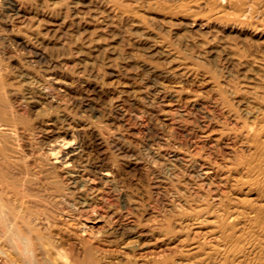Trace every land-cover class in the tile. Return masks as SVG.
Returning <instances> with one entry per match:
<instances>
[{"label": "rangeland", "instance_id": "1", "mask_svg": "<svg viewBox=\"0 0 264 264\" xmlns=\"http://www.w3.org/2000/svg\"><path fill=\"white\" fill-rule=\"evenodd\" d=\"M92 1L93 0H0V90H3V87H5V90H3L4 92L7 90L5 92L6 95L1 93L3 91L0 92V101L3 102H0V110H5L6 112L9 110L7 114L4 112L0 114V123L3 121L6 126H12H7L10 130L0 134V140L2 141V144L0 141L2 145H0V157L2 158L0 159H5L3 160L5 163L0 160V164L3 166H0V169H5L8 174H12L14 171L12 177L16 182L24 183L32 192L35 190L37 191V193L36 191L33 192L36 198L35 204H37L36 207L35 204L33 207L38 208V213L41 212L35 215L38 217V219L37 217L35 218V226L38 224L40 227L37 225L36 229L38 228V230L35 229L37 232L35 231V234H32L30 246L33 248L38 259L45 261V264L51 263V260H48L49 262L45 260L49 258V255L51 259V254L55 257H53L54 259L52 258V261L54 260L56 262H52L53 264H74V262L75 264H81L84 256L87 257L82 261V263L85 262L84 264H91L92 262V264H124L126 262H129L126 264H132L133 261L137 264H141L150 262L152 259H159L163 255L170 254L174 250H177L179 247L177 244L186 236H194L195 238V236L199 237L204 235L202 230L205 228H202L193 221L194 209L192 206L205 202V198H201L203 193L207 196V199H210L208 200L209 204L213 205L212 202L214 199L211 198V196L214 195V191L212 190V185L214 182H219V180L217 181L216 179H220L219 177L222 176L223 172L229 168L228 163L230 162L228 161H231L232 156L241 150L240 140L239 137H237L238 134L234 132L233 135V131H237V126H239L238 123H240V121L251 119L246 109L252 107L256 103L257 95L264 90V72H261L264 71V41L258 38L256 42L257 37L253 34V31L250 30L251 26L249 25L251 23H260L259 17L255 16L256 13L253 14L254 16L252 15L253 18L250 17V19H248V22L250 20L251 23L247 22L246 25H242L233 22L228 14H226L227 16L225 14L218 15V9L216 10L212 7V12L209 6L210 4L203 3V0H190L192 3L189 0H184L183 2L181 0H176L177 2L175 0ZM180 2L184 4L181 6ZM185 4H187V6ZM178 5H180V7H178ZM194 6L198 8L196 9ZM199 8L200 10H198ZM99 9L104 12H101ZM163 9H166L167 12ZM193 10L196 12H193ZM197 10L199 12L202 11V13H198ZM203 10L204 12H210H205V14ZM133 11L137 12V16L133 14ZM188 12L190 13L188 14ZM163 13L164 15H162ZM193 13H195V16H193ZM210 13L212 15H210ZM138 14H140L141 20ZM171 15H175V17ZM168 16L170 19L172 18L171 21ZM178 17L180 21L182 20L181 23L178 21ZM206 17L209 20H207ZM225 17L229 18L225 20ZM149 18L152 19L150 20ZM157 20L161 23H157ZM198 20L201 21L202 24H200ZM237 31L240 32L238 33ZM178 32L181 33L177 35ZM247 34L249 35L248 39ZM209 35L213 36L210 37ZM239 35L241 38L238 37ZM220 36H222L225 41L222 37V39H219ZM240 39L243 42L240 41ZM248 40L250 42H248ZM199 41H201V45L198 43ZM233 41H235L240 48L237 47V44ZM218 42L221 44H218ZM204 43H206V45H204ZM223 43L226 44L223 45ZM189 44L191 46H188ZM243 45H245V47L247 46L248 52L244 50L245 47ZM163 46H165V48ZM211 46L212 49H210ZM217 47H220V52ZM225 47L231 50L225 49ZM207 48L208 50H206ZM213 48L218 49V51H214ZM39 51L45 53H42L44 55L40 58L37 56V52ZM216 54H218L219 57H216ZM213 55L215 56L212 57ZM236 55H239L241 58L239 56L236 57ZM239 58L240 61L238 60ZM42 59L44 60L42 61ZM46 59L50 61H48V67ZM216 59L218 61H216ZM258 60L263 61V63ZM55 64H57V66ZM244 64H246V66ZM154 65H156V68ZM51 66L52 68L50 69ZM146 66L153 67L154 70L150 71ZM200 66H202L203 69ZM142 67L145 68L143 69ZM255 70L257 71L255 72ZM54 71L56 72L54 73ZM169 71L171 73L175 71V73H167ZM165 72L167 74H165ZM48 73L65 81L67 83L66 86L58 87L53 84L51 85L48 82ZM153 73L155 74L154 76ZM31 75H33V77ZM251 75L254 80L256 78L255 81L252 78L248 79V76L251 77ZM261 75L263 78L260 77ZM31 80L34 83L31 82ZM45 82L48 84H45ZM223 82L225 84H223ZM244 82L248 84H244ZM39 84L41 87L37 88ZM34 85H36L35 88ZM253 85L255 87H253ZM46 87L48 89H46ZM253 88L256 89L252 90ZM250 90L251 93H249ZM15 91L17 93H14ZM48 91H50V93ZM45 92L49 93V96ZM19 95H21V102ZM226 95L230 98L226 97ZM231 95H233V97ZM27 96L30 97L28 98ZM189 96L194 97L190 98ZM147 97L149 101L150 99L153 100L150 102L152 104L154 103L155 107H158L154 108V104L148 103L149 101L146 100ZM242 98H246L245 101ZM167 100L169 104L165 103ZM194 101L198 104H192ZM4 102L6 104H4ZM114 102H117L116 107L121 106L120 108L122 109L116 108ZM201 102L202 104H200ZM211 102L214 105L211 104ZM246 102L248 103L245 105ZM24 103L26 105H24ZM199 104L205 106L201 107ZM234 104H236V106ZM181 105H183V107ZM196 105L203 109H198ZM10 106L13 108L8 109ZM27 106L28 108H26ZM179 106L180 109H178ZM207 106L210 107L209 111L206 109ZM195 107H197V109ZM243 107L246 109L244 110ZM241 108L243 110H241ZM161 109H163V111ZM169 109L172 113H169ZM159 110L161 111L159 112ZM173 110L175 111L173 112ZM183 110H186V113H184ZM189 110L192 111L190 112ZM180 112L183 113L181 114ZM192 113H194V115ZM206 113L210 114L208 115ZM8 114L11 116H8ZM165 115L167 116L165 117ZM178 117H180V120ZM182 123H185L184 125L186 126L184 127ZM180 124L182 127H178ZM13 127L17 129L14 130ZM212 127L215 131H212ZM77 128H81L84 133L77 130ZM219 130L222 132H219ZM9 131L12 133L10 134ZM200 133H202V135ZM12 134L16 135L13 136ZM209 134H211V136H208ZM214 134H216V138L220 137V139H215V136L213 137ZM225 136L227 138H224ZM60 137L65 140L68 139L70 142L75 140V142L80 144L81 149L83 148L82 152L85 159L89 155L87 158L88 160H84V163L86 162L84 165L76 166L79 168L81 167L76 173L79 175L81 174V177L86 175L84 178H87L85 179L86 187L83 188L85 191L83 196L86 199L89 198L87 200L89 205L84 206L85 209L79 204L82 196L80 197L78 193L76 194L75 192L72 194L70 193L71 191L68 192L66 186L68 183L66 182H68L69 176L65 170L60 168V166L58 167L56 163L51 165L47 163V156L45 154H49V146L51 147L52 145L55 147L56 140L57 138L58 140L61 139ZM49 140H51V142L53 141V143H49ZM4 144L6 147L9 145L8 147L10 148H5ZM232 145H234L236 149L234 146L232 147ZM229 150H231V152H229ZM177 156L183 161H180V158ZM94 164L105 169L107 168L110 171V178L112 180H107L110 184L102 178V174L100 175ZM204 164L208 166L206 167ZM223 168L224 170L220 172L219 169ZM201 169L204 171L208 169V171L204 173L205 176H203V179L198 175ZM75 171L72 172L74 173ZM37 173L38 175H35ZM14 174L17 177H15ZM197 175L199 178L196 177ZM19 177H26V179H21ZM87 180L91 181L87 182ZM210 181H212V184ZM103 182L106 185L103 184ZM209 183L210 186H207ZM200 185L202 188L199 187ZM92 187L94 188L91 189ZM45 188L46 190H42ZM89 189L91 190L89 191ZM183 192L185 193L183 194ZM197 192L199 194H197ZM9 193V191H6L5 196H8ZM193 193L197 197L193 198ZM8 197L14 199L12 193H10ZM195 198H199V200ZM77 200L79 201L77 202ZM14 201H16L15 204H20L16 198L11 201V203L13 204ZM40 201L43 205L39 203ZM18 204L16 206L20 207ZM58 204H60L59 207H57ZM44 211L46 212L44 213ZM79 211L80 213L78 214L80 217L77 214ZM87 215L89 216L87 217ZM39 217L42 218V220ZM43 218L46 219L47 222ZM195 224L197 226H195ZM41 226L45 229H41ZM183 235L184 237H182ZM33 238H35V240H33ZM35 242L36 246L34 245ZM12 244V248L9 247L11 248L9 250L15 249L14 241ZM173 244H175V247ZM35 248H38L40 253H37L38 249ZM88 251L91 252H89V256H87ZM49 252L51 253L49 254ZM39 255L41 257H39ZM89 257L90 262H87Z\"/></svg>", "mask_w": 264, "mask_h": 264}, {"label": "bare ground", "instance_id": "2", "mask_svg": "<svg viewBox=\"0 0 264 264\" xmlns=\"http://www.w3.org/2000/svg\"><path fill=\"white\" fill-rule=\"evenodd\" d=\"M93 1H95V0H93ZM92 1V2H93ZM102 1V0H101ZM100 1V2H101ZM158 1V0H157ZM168 1V0H167ZM170 1V0H169ZM176 1V0H175ZM178 1V0H177ZM176 1V2H177ZM182 2L184 1V0H181ZM186 1H188V0H186ZM185 1V2H186ZM190 1V0H189ZM192 1V0H191ZM190 1V2H191ZM197 1H199V0H197ZM202 1V0H201ZM204 2L203 3H205V4H210L209 6H210V8H211V11L213 10V8H215L216 10L218 9L219 11H218V15H222V14H228L229 15V17H231V19L233 20V22H237L238 24H242V25H246V23L248 22V19H250V17H252V15L254 14V13H256V15L255 16H257V17H259V21H260V23L259 24H252L251 23V21L249 20V22L251 23L249 26H251L250 27V30L251 31H253V34L254 35H256V42H257V39L258 38H261V40H263L264 41V0H203ZM81 2V1H80ZM194 2V1H193ZM87 3V2H86ZM97 3V2H96ZM104 3V2H103ZM108 3H110V2H108ZM160 3V2H159ZM174 3V2H173ZM192 3V2H191ZM190 3V4H191ZM71 4V3H70ZM95 4V3H94ZM99 4V3H98ZM101 4V3H100ZM157 4V3H156ZM172 4V3H171ZM178 4H179V2H178ZM184 4V3H183ZM183 4H181V2H180V5L182 6ZM189 4V5H190ZM197 4V3H196ZM200 4V3H199ZM86 5V4H85ZM102 5V4H101ZM107 5V4H106ZM115 5V4H114ZM113 5V6H114ZM180 5H178V7H180ZM186 6H187V4H185ZM201 5H202V3H201ZM169 6V5H168ZM175 6V5H174ZM173 6V7H174ZM176 6H177V4H176ZM175 6V7H176ZM205 6V5H204ZM91 7V6H90ZM98 7V6H97ZM112 7V6H111ZM195 7V6H194ZM200 7V6H199ZM202 7H203V5H202ZM201 7V8H202ZM213 7V8H212ZM112 8H114V7H112ZM140 8H142V7H140ZM162 8V7H161ZM161 8H160V10H161ZM168 8V7H167ZM185 8H187V7H185ZM196 9L198 8V7H195ZM207 8H208V6H207ZM90 9V8H89ZM88 9V10H89ZM92 9V8H91ZM172 9V8H171ZM174 9V8H173ZM184 9V8H183ZM194 9V8H193ZM204 9V8H203ZM92 10H94V9H92ZM100 10V9H99ZM133 10V9H132ZM163 10H165L166 11V9H163ZM177 10V9H176ZM179 10V9H178ZM198 10H200V8L198 9ZM197 10V11H198ZM205 10V9H204ZM204 10H203V12H204ZM101 11V10H100ZM103 11V10H102ZM101 11V12H102ZM134 11H138V10H134ZM133 11V12H134ZM187 11V10H186ZM188 11H189V8H188ZM195 10H193V12H194ZM104 12V11H103ZM110 12V11H109ZM115 12V11H114ZM145 12V11H144ZM167 12V11H166ZM192 12V11H191ZM196 12V11H195ZM206 12V11H205ZM204 12V13H205ZM208 12H210V11H208ZM208 12H206V13H208ZM213 12V11H212ZM136 13L137 12H134L133 14L135 15V16H137L136 15ZM190 12H188V14H189ZM198 13H202V11L201 12H199L198 11ZM197 13V14H198ZM205 13V14H206ZM98 14V13H97ZM132 14V13H131ZM166 14V13H165ZM179 14H180V12H179ZM182 14H183V12H182ZM192 14V13H191ZM194 15L193 16H195V13H193ZM91 15H93V14H91ZM140 14H138V17H139V19L141 18L140 16H139ZM162 15H164V13L162 14ZM177 15V14H176ZM210 15H212L211 13H210ZM215 15V14H214ZM224 15V16H225ZM120 16V15H119ZM148 16V15H147ZM149 16H151V15H149ZM172 16V15H171ZM197 16V15H196ZM201 16V15H200ZM204 16V15H203ZM227 16V15H226ZM254 16V15H253ZM107 17H109V16H107ZM137 17V18H138ZM145 17V16H144ZM151 17H153V16H151ZM167 17V16H166ZM165 17V18H166ZM172 17H175V15H173ZM187 17H188V15H187ZM198 17V16H197ZM209 17V16H208ZM215 17V16H214ZM214 17H213V20H214ZM217 17V16H216ZM229 17H225V20L226 19H228ZM104 18V17H103ZM155 18V17H154ZM168 18H169V16H168ZM177 18V17H176ZM179 18V17H178ZM190 18V17H189ZM192 18V17H191ZM204 18V17H203ZM209 18H212V17H209ZM224 18V17H223ZM253 18V17H252ZM255 18V17H254ZM150 19V18H149ZM152 19V18H151ZM150 19V20H151ZM170 19V18H169ZM174 19V18H173ZM206 19H207V17H206ZM216 19H219V18H216ZM216 19H215V21H216ZM257 19V18H256ZM6 20V19H5ZM135 20V19H134ZM141 20V19H140ZM143 20V19H142ZM147 20V19H146ZM167 20V19H166ZM166 20H164V21H166ZM172 20V18L170 19V21ZM178 20V19H177ZM185 20H187V19H185ZM189 20V19H188ZM192 20V19H191ZM201 20V19H200ZM207 20H209V19H207ZM230 20V19H229ZM169 21V22H170ZM178 21H180V18H179V20ZM182 21V20H181ZM181 21H180V23H181ZM224 21V20H223ZM222 21V22H223ZM258 21V20H257ZM8 22V21H7ZM168 22V23H169ZM176 22V21H175ZM187 22V21H186ZM186 22H184V23H186ZM188 22H190V21H188ZM193 22H195V21H193ZM198 22L200 23V24H202L201 23V21H199L198 20ZM203 22H205V21H203ZM210 22V21H209ZM214 22V21H213ZM229 22V21H228ZM248 22V23H249ZM138 23V22H137ZM157 23H159V21L157 20ZM161 23V22H160ZM159 23V24H160ZM197 23V22H196ZM215 23V22H214ZM219 23V22H218ZM224 23V22H223ZM255 23V22H254ZM158 24V25H159ZM173 24V23H172ZM177 24H178V22H177ZM219 24H221V23H219ZM237 24V25H238ZM197 25H199V24H197ZM164 26V25H163ZM235 26H236V24H235ZM159 27V26H158ZM165 27V26H164ZM198 27V26H197ZM200 27V26H199ZM202 27V26H201ZM220 27H221V25H220ZM219 27V28H220ZM165 28H167V27H165ZM164 28V29H165ZM213 28H216V27H213ZM231 28H232V26H231ZM185 29V28H184ZM238 29V28H237ZM243 29H245V28H243ZM248 29V28H247ZM145 30V29H144ZM197 30V29H196ZM199 30H200V28H199ZM198 30V31H199ZM219 30V29H218ZM231 30V29H230ZM235 30V29H234ZM246 30V29H245ZM201 31V30H200ZM199 31V32H200ZM163 32H164V30H163ZM182 32V31H181ZM181 32H178V34L177 35H179V33H181ZM188 32V31H187ZM238 32V31H237ZM240 32V31H239ZM238 32V33H239ZM244 32V31H243ZM250 32V31H249ZM184 33V32H183ZM201 33V32H200ZM202 33H204V32H202ZM234 34L236 33V32H233ZM232 33V34H233ZM205 34V33H204ZM237 34V33H236ZM250 34V33H249ZM181 35V34H180ZM193 35V34H192ZM195 35V34H194ZM213 35H215V34H213ZM212 35V36H213ZM229 35V34H228ZM244 35V34H243ZM140 36V35H139ZM175 36V35H174ZM187 36V35H186ZM185 36V37H186ZM204 36V35H203ZM210 36V35H209ZM212 36H210V37H212ZM225 36V35H224ZM237 36V35H236ZM248 34H247V39H248ZM177 37V36H176ZM194 37V36H193ZM206 37H208V36H206ZM222 36H220V38L219 39H222L221 38ZM232 37V36H231ZM238 37H240L241 38V36L239 35ZM237 37V38H238ZM199 38V37H198ZM209 38V37H208ZM214 38H215V36H214ZM217 38V37H216ZM246 38V37H245ZM250 38V37H249ZM252 38V37H251ZM200 39V38H199ZM206 39V38H205ZM213 39V38H212ZM229 39V38H228ZM243 39V38H242ZM254 39V38H253ZM144 40V39H143ZM157 40V39H156ZM177 40V39H176ZM194 40V39H193ZM223 40H224V38H223ZM233 40V39H232ZM244 40V39H243ZM250 40H252V39H250ZM260 40V39H259ZM260 40V41H261ZM22 41H25V40H22ZM220 41V40H219ZM225 41V40H224ZM240 41H242L241 39H240ZM253 41V40H252ZM255 41V40H254ZM262 41V42H263ZM20 42V41H19ZM26 42V41H25ZM24 42V43H25ZM174 42V41H173ZM185 42V41H184ZM200 42L201 41H199L198 43L200 44ZM210 42H211V39H210ZM223 42V41H222ZM233 42H235V41H233ZM243 42V41H242ZM248 42H250L249 40H248ZM247 42V43H248ZM160 43V42H159ZM178 43H180V42H178ZM177 43V44H178ZM187 43V42H186ZM209 43V42H208ZM228 43V42H227ZM230 43V42H229ZM214 44H216V43H214ZM218 44H221V43H219L218 42ZM226 43H223V45H225ZM233 44V43H232ZM235 44H237L236 42H235ZM240 44H242V43H240ZM244 44V43H243ZM249 44H251V43H249ZM253 44H254V42H253ZM259 44V43H258ZM258 44H256V45H258ZM261 44V43H260ZM174 45H176V44H174ZM184 45H185V43H184ZM201 45V44H200ZM204 45H206V43H204ZM211 45V44H210ZM188 46H191L190 44L188 45ZM213 46H215V45H213ZM244 47H245V45H243ZM259 46V45H258ZM148 47V46H147ZM164 48H165V46H163ZM192 47H194V46H192ZM205 47V46H204ZM207 47V46H206ZM237 47H239L238 46V44H237ZM244 47H242V48H244ZM247 47V46H246ZM244 48V50H246L247 51V48ZM249 47V46H248ZM168 48V47H167ZM182 48V47H181ZM183 48H184V46H183ZM218 48V47H217ZM227 47H225V49H226ZM233 48V47H232ZM240 48V47H239ZM255 48V47H254ZM185 49V48H184ZM193 49V48H192ZM210 49H212V46H211V48ZM209 49V50H210ZM214 49V51H218V49H219V52H220V47L218 48V49H215V48H213ZM228 49V48H227ZM236 49V48H235ZM33 50V49H32ZM31 50V51H32ZM206 50H208V48L206 49ZM228 50H231V49H228ZM2 51V50H1ZM35 51V50H34ZM36 51H37V49H36ZM35 51V52H36ZM42 51V50H41ZM212 51V50H211ZM222 51V50H221ZM236 51V50H235ZM252 51H254V50H252ZM264 51V50H263ZM223 52V51H222ZM237 52H239V51H237ZM245 52V51H244ZM248 52V51H247ZM259 52V51H258ZM42 53H44V52H42ZM40 51L39 52H37V56L40 58V57H42V55H44V54H42ZM155 53V52H154ZM200 53V52H199ZM212 53V52H211ZM214 53V52H213ZM197 54V53H196ZM201 54V53H200ZM228 54H231V53H228ZM36 55V54H35ZM208 55H211V54H208ZM220 55H222V54H220ZM244 55V54H243ZM253 55V54H252ZM215 55H213L212 57H214ZM223 56H224V54H223ZM223 56H221V57H223ZM237 56H239V55H236V57ZM245 56H246V54H245ZM248 56V55H247ZM3 57V56H2ZM216 57H219L218 56V54H216ZM232 57V56H231ZM240 57V56H239ZM243 57V56H242ZM250 57V56H249ZM6 58V57H5ZM48 58V57H47ZM172 58H173V56H172ZM199 58V57H198ZM211 58V57H210ZM229 58V57H228ZM241 58V57H240ZM240 58L238 59L239 61H240ZM248 58V57H247ZM255 58H256V56H255ZM254 58V59H255ZM259 58H261V57H259ZM259 58H257V59H259ZM1 59V58H0ZM149 59V58H148ZM212 59V58H211ZM210 59V60H211ZM233 59V58H232ZM234 59H236V58H234ZM253 59V60H254ZM44 59H42V61H43ZM170 60V59H169ZM213 60V59H212ZM211 60V61H212ZM214 60H215V58H214ZM225 60H226V58H225ZM224 60V61H225ZM242 60V59H241ZM46 61H47V59H46ZM49 61V60H48ZM48 61L46 62L47 63V67H48ZM203 61V60H202ZM216 61H218L217 59H216ZM215 61V62H216ZM222 61V60H221ZM248 61V60H247ZM259 61V60H258ZM258 61H257V63H258ZM50 62V61H49ZM143 62V61H142ZM166 62V61H165ZM214 62V61H213ZM233 62V61H232ZM238 62V61H237ZM245 62V61H244ZM249 62V61H248ZM255 62V61H254ZM259 62H262L263 63V61H259ZM54 63V62H53ZM167 63V62H166ZM203 63H205V62H203ZM242 63V62H241ZM256 63V62H255ZM261 63V64H262ZM31 64V63H30ZM140 64H142V63H140ZM143 64H144V62H143ZM208 64V63H207ZM229 64H231V63H229ZM239 64H240V62H239ZM243 64V63H242ZM247 64V63H246ZM246 64H244L245 66H246ZM259 64V63H258ZM38 65V64H37ZM52 65V64H51ZM56 66H57V64H55ZM146 65H149V64H146ZM157 65V64H156ZM156 65H154L155 66V68H156ZM165 65V64H164ZM200 65V64H199ZM260 65V64H259ZM54 66V65H53ZM138 66V65H137ZM140 66V65H139ZM198 66V65H197ZM240 66V65H239ZM146 67H148V66H146ZM201 68H202V66H200ZM7 68V67H6ZM52 68V66L50 67V69ZM55 68V67H54ZM136 68V67H135ZM143 68V67H142ZM145 68V67H144ZM143 68V69H144ZM162 68V67H161ZM205 68H207V67H205ZM259 68V67H258ZM263 68H264V66H263ZM1 69V68H0ZM4 69V68H3ZM141 69V68H140ZM171 69H173V68H171ZM170 69V70H171ZM184 69V68H183ZM203 69V68H202ZM210 69V68H209ZM242 69V68H241ZM244 69V68H243ZM249 69H250V67H249ZM252 69H253V67H252ZM47 70V69H46ZM146 70V69H145ZM144 70V71H145ZM148 70H150V71H153L154 70V68L153 67H148ZM155 70H157V69H155ZM166 70H169V69H166ZM226 70V69H225ZM258 70V69H257ZM257 70H255V72L257 71ZM23 71V70H22ZM49 71V70H48ZM158 71V70H157ZM162 71V70H161ZM161 71H160V74H161ZM176 71V70H175ZM175 71L174 72H172V73H175ZM189 71V70H188ZM212 71H213V69H212ZM218 71V70H217ZM216 71V72H217ZM243 71H247V70H243ZM249 71H253V70H249ZM261 71V70H260ZM51 72H53V71H51ZM56 71H54V73H55ZM109 72V71H108ZM149 72V71H148ZM147 72V73H148ZM177 72V71H176ZM178 72H181V71H178ZM183 72V71H182ZM201 72V71H200ZM209 72V71H208ZM215 72V73H216ZM261 72H264V71H261ZM43 73V72H42ZM47 73V72H46ZM58 73V72H57ZM56 73V74H57ZM61 73V72H60ZM149 73H151V72H149ZM163 73V72H162ZM167 73H170V74H172L170 71L169 72H167ZM166 72H165V74H167ZM185 73V72H184ZM231 73H234V72H231ZM24 74V73H23ZM62 74V73H61ZM156 74H157V72H156ZM165 74H162V75H165ZM180 74V73H179ZM203 74V73H202ZM242 74V73H241ZM263 74V73H262ZM44 75V74H43ZM48 82L52 85H55V86H66V82L65 81H63V80H61L60 78H58V77H56L55 75H52V74H49L48 73ZM59 75V74H58ZM57 75V76H58ZM151 75V74H150ZM155 74L153 73V76H154ZM174 75V74H173ZM216 75V74H215ZM218 75V74H217ZM257 75V74H256ZM30 76V75H29ZM32 77H33V75H31ZM134 76V75H133ZM170 76H172V75H170ZM169 76V77H170ZM182 76V75H181ZM183 76H184V74H183ZM188 76V75H187ZM241 76H243V75H241ZM250 76V75H249ZM248 76V79L249 78H252L253 80H254V78L252 77V75H251V77H249ZM254 76V75H253ZM257 76H259V75H257ZM24 77H25V75H24ZM27 77V76H26ZM174 77V76H173ZM211 77H212V75H211ZM260 77H262V75L260 76ZM29 78H31V77H29ZM61 78H63V77H61ZM189 78V77H188ZM224 78V77H223ZM222 78V79H223ZM263 78V77H262ZM261 78V79H262ZM142 79V78H141ZM171 79V78H170ZM179 79V78H178ZM181 79V78H180ZM208 79V78H207ZM247 79V80H248ZM11 80V79H10ZM190 80V79H189ZM203 80V79H202ZM227 80V79H226ZM255 80H256V78H255ZM254 80V81H255ZM263 80V79H262ZM1 81H3V80H1ZM12 81V80H11ZM30 81V80H29ZM67 81V80H66ZM215 81H216V79H215ZM249 81V80H248ZM260 81V80H259ZM31 82H33L32 80H31ZM69 82V81H68ZM140 82V81H139ZM251 82V81H250ZM4 83V82H3ZM34 83V82H33ZM74 83V82H73ZM176 83V82H175ZM232 83V82H231ZM261 83V82H260ZM259 83V84H260ZM264 83V82H263ZM45 84H48V83H46L45 82ZM68 84H70V83H68ZM156 84V83H155ZM223 84H225L224 82H223ZM244 84H248L247 82L245 83L244 82ZM255 84H256V82H255ZM254 84V85H255ZM38 85V84H37ZM154 85V84H153ZM176 85V84H175ZM234 85V84H233ZM243 85V84H242ZM253 85V87H255ZM31 86H32V83H31ZM30 86V87H31ZM35 86L36 85H34V88H35ZM42 86H43V84H42ZM44 86H48V85H44ZM54 86V87H55ZM73 86V85H72ZM132 86V85H131ZM158 86V85H157ZM160 86V85H159ZM212 86V85H211ZM235 86H236V84H235ZM235 86H233V87H235ZM240 86H241V84H240ZM244 86V85H243ZM248 86V85H247ZM259 86V85H258ZM261 86V85H260ZM39 87H41V85L39 84V86L37 87V88H39ZM116 87V86H115ZM148 87V86H147ZM150 87V86H149ZM152 87V86H151ZM223 87V86H222ZM226 87V86H225ZM224 87V88H225ZM237 87H238V85H237ZM262 87V86H261ZM4 89L3 90H5V87H3ZM28 88V87H27ZM27 88H25V89H27ZM43 88H45V87H43ZM77 88V87H76ZM98 88V87H97ZM168 88V87H167ZM241 88V87H240ZM243 88V87H242ZM256 88H257V86H256ZM255 88V89H256ZM8 89V88H7ZM46 89H48L47 87H46ZM46 89H43V90H46ZM51 89V88H50ZM63 89V88H62ZM158 89V88H157ZM162 89V88H161ZM160 89V90H161ZM179 89V88H178ZM177 89V90H178ZM194 89V88H193ZM254 88L252 89V90H255ZM3 90H0V92L1 91H3ZM12 90V89H11ZM30 90V89H29ZM39 90H41V89H39ZM66 90V89H65ZM131 90V89H130ZM137 90V89H136ZM142 90V89H141ZM230 90V89H229ZM261 90H262V88H261ZM7 91V90H6ZM5 91V92H6ZM17 91V90H16ZM14 92V93H17V92ZM22 91V90H21ZM30 91H32V90H30ZM35 91H36V89H35ZM42 91V90H41ZM52 91V90H51ZM57 91V90H56ZM138 91V90H137ZM156 91V90H155ZM167 91H169V90H167ZM225 91V90H224ZM226 91H227V88H226ZM249 91V90H248ZM4 92V91H3ZM3 92H1L3 95H6V93L4 94ZM23 92V91H22ZM25 92V91H24ZM26 92H27V90H26ZM39 92V91H38ZM37 92V93H38ZM49 93H50V91H48ZM161 92H163V91H161ZM165 92V91H164ZM172 92V91H171ZM208 92V91H207ZM223 92V91H222ZM240 92V91H239ZM239 92H237V93H239ZM256 92V91H255ZM20 93V92H19ZM29 93H32V92H29ZM28 93V94H29ZM44 93V92H43ZM46 93V92H45ZM49 93H46V94H48V96H49ZM127 93V92H126ZM152 93V92H151ZM166 93V92H165ZM164 93V94H165ZM170 93V92H169ZM173 93V92H172ZM172 93H171V97H172ZM213 93V92H212ZM235 93V92H234ZM249 93H251V90H250V92ZM257 93V92H256ZM21 94V93H20ZM41 94H42V92H41ZM58 94V93H57ZM134 94V93H133ZM168 94V93H167ZM220 94V93H219ZM254 94V93H253ZM22 95V94H21ZM21 95H19V97L21 96ZM25 95V94H24ZM31 95H33V94H31ZM37 95V94H36ZM40 95V94H39ZM44 95V94H43ZM85 95V94H84ZM147 95V94H146ZM153 95V94H152ZM229 95V94H228ZM228 95H226V97H228ZM251 95V94H250ZM23 96V95H22ZM42 96V95H41ZM47 96V95H46ZM52 96H53V93H52ZM112 96V95H111ZM121 96V95H120ZM170 96V95H169ZM175 96V95H174ZM206 96V95H205ZM230 96V95H229ZM232 97H233V95H231ZM236 96V95H235ZM256 96V95H255ZM24 97V96H23ZM26 97V96H25ZM28 97V96H27ZM30 97V96H29ZM28 97V98H29ZM32 97V96H31ZM45 97V96H44ZM63 97V96H62ZM82 97V96H81ZM185 97V96H184ZM190 97V96H189ZM191 97H194V96H191ZM190 97V98H191ZM219 97V96H218ZM246 97V96H245ZM5 98V97H4ZM42 98V97H41ZM47 98V97H46ZM77 98V97H76ZM80 98V97H79ZM120 98H122V97H120ZM139 98V97H138ZM141 98V97H140ZM188 98V97H187ZM228 98H230V97H228ZM249 98V97H248ZM252 98V97H251ZM53 99V98H52ZM72 99V98H71ZM170 99V98H169ZM183 99V98H182ZM185 99V98H184ZM243 99V98H242ZM245 99L246 98H244L243 100L245 101ZM253 99V98H252ZM21 97H20V102H21ZM48 100V99H47ZM51 100V99H50ZM57 100V99H56ZM55 100V101H56ZM146 100H148V97L146 98ZM152 99H150V101H151ZM159 100H160V98H159ZM188 100V99H187ZM187 100H186V102H187ZM52 101V100H51ZM149 101V100H148ZM148 102V103H151V102ZM153 101V100H152ZM156 101V100H155ZM158 101V100H157ZM161 101V100H160ZM204 101V100H203ZM206 101V100H205ZM213 101V100H212ZM234 101V100H233ZM241 101V100H240ZM248 101V100H247ZM252 101H254V100H252ZM1 103H3L2 101H0ZM23 102V101H22ZM25 102H28V101H25ZM34 102V101H33ZM36 102V101H35ZM85 102V101H84ZM119 102V101H118ZM185 102V103H186ZM192 102V101H191ZM196 101H194L192 104H198V103H195ZM231 102H232V100H231ZM238 102H239V100H238ZM29 103H30V101H29ZM100 103V102H99ZM115 103V102H114ZM120 103V102H119ZM155 103H158V102H155ZM165 103H167V104H169V102H168V100H167V102L165 101ZM190 103V102H189ZM204 103V102H203ZM216 103V102H215ZM234 103V102H233ZM240 103V102H239ZM248 102H246L245 103V105L247 104ZM4 104H6L5 102H4ZM18 104H19V102H18ZM32 104V103H31ZM36 104V103H35ZM51 104V103H50ZM116 104H117V102L115 103V107H116ZM152 104V103H151ZM154 104V103H153ZM152 104V105H153ZM183 104V103H182ZM200 104H202V102L200 103ZM199 104V106H201ZM211 104H213L212 102H211ZM244 104V103H243ZM22 105V104H21ZM24 105H26L25 103H24ZM52 105V104H51ZM159 105V104H158ZM160 105H161V102H160ZM177 105V104H176ZM185 105V104H184ZM189 105V104H188ZM214 105V104H213ZM223 105V104H222ZM235 106H236V104H234ZM238 105V104H237ZM242 105V104H241ZM9 106V105H8ZM36 106V105H35ZM61 106V105H60ZM149 106V105H148ZM151 106V105H150ZM149 106V107H150ZM182 107H183V105H181ZM190 106V105H189ZM195 106V105H194ZM197 107H198V105H196ZM202 106H205V105H202ZM201 106V107H202ZM210 106V105H209ZM248 106H250V105H248ZM5 107V106H4ZM7 107V106H6ZM115 107H113V108H115ZM118 108H120L119 106H117ZM116 107V108H117ZM139 107V106H138ZM152 107V106H151ZM156 107H158V106H156ZM155 107V104H154V108H156ZM159 107H161V106H159ZM181 107V108H182ZM186 107H188V106H186ZM192 107H193V105H192ZM197 107H195L196 109H197ZM208 107V106H207ZM206 107V109H208V111H209V108L210 107H212V106H210V107H208L207 108ZM225 107H227V106H225ZM9 108H11V106L10 107H8V109ZM13 108V107H12ZM11 108V109H12ZM17 108V107H16ZM26 108H28V106L26 107ZM31 108V107H30ZM33 108H34V105H33ZM32 108V109H33ZM88 108V107H87ZM96 108V107H95ZM165 108V107H164ZM200 107H198V109H199ZM205 108V107H204ZM231 108V107H230ZM7 109V110H8ZM91 109V108H90ZM100 109V108H99ZM120 109H122V108H120ZM140 109V108H139ZM178 109H180V106H179V108ZM184 109V108H183ZM189 109V108H188ZM200 109H203V108H200ZM236 109V108H235ZM238 109V108H237ZM243 109H244V107H243ZM242 108H241V110H243ZM246 109V108H245ZM244 109V110H245ZM29 110V109H28ZM74 110V109H73ZM97 110V109H96ZM145 110V109H144ZM153 110H156V109H153ZM153 110H152V112H153ZM162 111H163V109H161ZM161 110H159V112L161 111ZM165 110H167V109H165ZM170 110V109H169ZM226 110V109H225ZM229 110V109H228ZM231 110H232V108H231ZM240 110V109H239ZM1 111V110H0ZM32 111V110H31ZM104 111V110H103ZM145 111H147V110H145ZM157 111V110H156ZM175 110H173V112H174ZM184 111V110H183ZM190 111V110H189ZM192 111V110H191ZM190 111V112H191ZM237 111V110H236ZM3 112L5 113V114H7V112H9V110L6 112L5 110H3V111H1L0 112V114L2 113L3 114ZM125 112V111H124ZM124 112H122V113H124ZM132 112V111H131ZM130 112V113H131ZM166 112V111H165ZM168 112V111H167ZM178 112V111H177ZM200 112V111H199ZM239 112V111H238ZM246 112L249 114V117H251V119L250 120H243V121H240V123H238L239 124V126H237L238 128H237V131H233V135H234V132L236 133L237 132V134H238V136L237 137H239V142H240V146H241V150L237 153V154H234L233 156H232V159H231V161H228V162H230V163H228V169H226L224 172H223V174H222V176L221 177H219L220 179H216L217 181L219 180V182L218 183H215L214 182V184L212 185L213 186V191H214V195H212V196H214V197H212L211 196V198H213L214 199V201L212 202L213 203V205L212 204H209V201L208 200H210V199H207V196H205V194L203 193V195L201 196V198H205V202H203V203H200V204H198V205H195V206H192V205H190V206H192L193 207V209H194V217H193V221H195L196 222V224H198V225H200L202 228H205L204 230H202L203 232H204V235H202V236H199V237H196L195 236V238H194V236L192 237V236H189V237H192V238H189L188 236H186V237H184V235L182 236V237H184V238H182L181 239V241H180V243L179 244H177V245H179V247H178V249L177 250H174L172 253H170V254H166V255H163L162 257H160L159 259H155V260H153L152 259V261H150V262H146V263H141V264H264V90H262L258 95H257V97H256V103L252 106V107H248L247 109H246ZM12 113V112H11ZM13 113H14V111H13ZM17 113H19V112H17ZM16 113V114H17ZM126 113V112H125ZM129 113V114H130ZM169 113H172L171 112V110H170V112ZM176 113V112H175ZM181 114L183 113V112H180ZM184 113H186V110L184 111ZM188 113V112H187ZM195 113V112H194ZM194 113H192L193 115H194ZM203 113V112H202ZM237 113V112H236ZM247 113H246V115H247ZM115 114V113H114ZM164 114V113H163ZM174 114V113H173ZM206 114H208V113H206ZM210 114V113H209ZM208 114V115H209ZM219 114V113H218ZM228 114V113H227ZM238 114V113H237ZM10 114H8V116H9ZM21 115V114H20ZM184 115H186V114H184ZM205 115V114H204ZM207 115V116H208ZM11 116V115H10ZM18 116V115H17ZM164 116V115H163ZM167 115H165V117H166ZM178 116H180V115H178ZM183 116V115H182ZM206 116V115H205ZM204 116V117H205ZM240 116V115H239ZM123 117V116H122ZM128 117V116H127ZM133 117H134V115H133ZM172 117V116H171ZM170 117V118H171ZM197 117V116H196ZM211 117V116H210ZM226 117V116H225ZM238 117V116H237ZM248 117V116H247ZM249 117H248V119H249ZM15 118H17V117H15ZM21 118V117H20ZM119 118V117H118ZM163 118V117H162ZM169 118V117H168ZM173 118H174V116H173ZM177 118V117H176ZM175 118V119H176ZM180 117H178V119H179ZM184 118V117H183ZM193 118V117H192ZM220 118V117H219ZM18 119H19V116H18ZM206 119V118H205ZM216 119V118H215ZM241 119V118H240ZM4 120H6V119H4ZM128 120V119H127ZM170 120V119H169ZM172 120V119H171ZM180 120V119H179ZM183 120V119H182ZM186 120V119H185ZM188 120V119H187ZM50 121V120H49ZM173 121V120H172ZM171 121V122H172ZM176 121V120H175ZM199 121V120H198ZM2 123H0V134H2L3 132H6L7 130H10L7 126H9V125H7L6 126V124L5 123H3V121H1ZM5 122H7V121H5ZM11 122V121H10ZM9 122V123H10ZM13 122V121H12ZM15 122H17V121H15ZM181 122V121H180ZM179 122V123H180ZM189 122V121H188ZM166 123V122H165ZM174 123V122H173ZM199 123V122H198ZM231 123V122H230ZM17 124V123H16ZM83 124V123H82ZM164 124V123H163ZM178 124V123H177ZM183 124V123H182ZM185 124V123H184ZM183 124V125H184ZM237 124V125H238ZM32 125V124H31ZM174 125V124H173ZM234 125V124H233ZM70 126V125H69ZM79 126H81V125H79ZM85 126V125H84ZM155 126V125H154ZM181 126V124L178 126V127H180ZM186 125H184V127H185ZM230 126V125H229ZM232 126V125H231ZM9 127H12L11 125L9 126ZM15 127V126H14ZM14 127H13V129H14ZM175 127H176V125H175ZM174 127V128H175ZM182 127V126H181ZM183 127V128H184ZM189 127V126H188ZM191 127V126H190ZM234 127V126H233ZM82 128V127H81ZM78 129L77 128V130H80V131H82V129ZM85 128V127H84ZM160 128V127H159ZM193 128V127H192ZM220 128V127H219ZM226 128H227V126H226ZM12 129V130H13ZM17 129V128H16ZM16 129H14V130H16ZM74 129H75V127H74ZM86 129H87V126H86ZM201 129H203V128H201ZM230 129V128H229ZM18 130H20V129H18ZM17 130V131H18ZM29 130V129H28ZM85 130V129H84ZM160 130V129H159ZM169 130V129H168ZM211 130V129H210ZM217 130V129H216ZM223 130H225V129H223ZM23 131V130H22ZM54 131V130H53ZM70 131V130H69ZM189 131H191V130H189ZM207 131V130H206ZM212 131H215V130H213V127H212ZM221 130H219V132H220ZM10 132V134L12 133L11 131H9ZM83 132V131H82ZM218 132V131H217ZM218 132V133H219ZM222 132V131H221ZM14 133V132H13ZM15 133H17V132H15ZM70 133V132H69ZM84 133V132H83ZM89 133V132H88ZM206 133H208V132H206ZM230 133V132H229ZM77 134V133H76ZM79 134V133H78ZM92 134V133H91ZM201 135H202V133H200ZM199 134V135H200ZM205 134V133H204ZM203 134V135H204ZM226 134V133H225ZM224 134V135H225ZM13 135V134H12ZM11 135V136H12ZM16 135V134H15ZM15 135H13V136H15ZM81 135H83V134H81ZM160 135V134H159ZM220 135V134H219ZM218 135V136H219ZM222 135V134H221ZM10 136V137H11ZM27 136V135H26ZM79 136V135H78ZM195 136V135H194ZM205 136V135H204ZM208 136H211V134H209ZM215 136V139H220V137L219 138H216L217 136H216V134H214L213 135V137ZM223 136V135H222ZM226 136H228V135H226ZM224 137V138H227V137ZM1 137V136H0ZM198 137H200V136H198ZM203 137V136H202ZM230 137V136H229ZM55 138V137H54ZM59 138V137H58ZM58 138H57V140H56V144H55V142H54V144H55V147H53L52 145H51V147L49 146V149H50V151L48 152L49 154L47 155V154H45L47 157H46V159H47V163H50V165L51 164H54V163H56L57 164V166L59 167L60 166V168H62L63 170H65V172L67 173V175L69 176H67L68 177V182H66V183H68L66 186H67V188H68V192L69 191H71L70 193L72 194L73 192H75L76 194L78 193V195L81 197V200H80V203L79 204H81V206H83L82 208H84V206H88L89 205V202L87 201L88 199H86L84 196H83V194H84V189L83 188H85L86 186H85V183H86V181H85V179H87V178H84V177H81L78 173H76L80 168L79 167H76V166H82V165H84L85 163H84V160H86L88 157H89V155H88V157L85 159V156L83 155V152H82V149H81V145L80 144H78L77 142H75V140L73 141V142H70L68 139L67 140H65V139H63L62 137H60L61 139H59L58 140ZM77 138V137H76ZM81 138V137H80ZM164 138V137H163ZM234 138V137H233ZM4 139V138H3ZM51 139H53V138H51ZM197 139V138H196ZM206 139V138H205ZM232 139V138H231ZM238 139V138H237ZM5 140V139H4ZM10 140V139H9ZM12 140V139H11ZM54 140V139H53ZM82 140V139H81ZM210 140H211V138H210ZM230 140V139H229ZM235 140V139H234ZM1 141V140H0ZM14 141V140H13ZM47 141V140H46ZM45 141V142H46ZM55 141V140H54ZM83 141H84V139H83ZM200 141V140H199ZM204 141V140H203ZM206 141V140H205ZM208 141V140H207ZM214 141H216V140H214ZM49 143L51 142V140H49L48 141ZM47 142V143H48ZM46 143V144H47ZM48 143V144H49ZM51 143H53V141L51 142ZM214 143V142H213ZM217 143V142H216ZM228 143V142H227ZM1 144H2V141H1ZM0 144V145H1ZM6 144H8V143H6ZM87 144V143H86ZM202 144V143H201ZM204 144V143H203ZM232 144V143H231ZM236 144H238V143H236ZM5 145V144H4ZM15 145V144H14ZM25 145V144H24ZM115 145V144H114ZM195 145V144H194ZM223 145V144H222ZM227 145H229V144H227ZM2 146V145H1ZM9 146V145H8ZM7 146V147H8ZM117 146V145H116ZM128 146V145H127ZM211 146V145H210ZM213 146V145H212ZM234 145H232V147H233ZM237 146V145H236ZM6 147V145H5V148H7ZM22 147V146H21ZM235 147V146H234ZM239 147V146H238ZM4 148V149H5ZM8 148H10V147H8ZM24 148V147H23ZM227 148H229V147H227ZM240 148V147H239ZM103 149V148H102ZM101 149V150H102ZM199 149V148H198ZM210 149V148H209ZM235 149H236V147H235ZM5 150H7V151H9L8 149H5ZM43 150V149H42ZM46 150V149H45ZM181 150V149H180ZM195 150V149H194ZM234 150V149H233ZM83 151H85V150H83ZM88 151V150H87ZM103 151V150H102ZM198 151V150H197ZM228 151V150H227ZM236 151V150H235ZM234 151V152H235ZM237 151H238V149H237ZM236 151V152H237ZM17 152V151H16ZM229 152H231V150H229ZM88 153V152H87ZM87 153H86V155H87ZM100 153V152H99ZM176 153V152H175ZM206 153H208V152H206ZM16 154V153H15ZM89 154V153H88ZM193 154H195V153H193ZM7 155L9 156V154L7 153ZM6 155V156H7ZM128 155V154H127ZM178 155V154H177ZM223 155V154H222ZM225 155V154H224ZM84 156V157H83ZM206 156V155H205ZM97 157V156H96ZM176 157V156H175ZM178 157V156H177ZM231 157V156H230ZM1 158V157H0ZM16 158H18V157H16ZM22 158V157H21ZM178 158H180V157H178ZM214 158V157H213ZM2 159V158H1ZM0 159V160H1ZM20 159V158H19ZM90 159V158H89ZM230 159V158H229ZM228 159V160H229ZM3 160H5V159H3ZM3 160H1V161H3ZM88 160V159H87ZM86 160V161H87ZM182 159L180 158V161H181ZM23 161V160H22ZM39 161V160H38ZM95 161H97V160H95ZM167 161V160H166ZM183 161V160H182ZM199 161V160H198ZM4 163H5V161H3ZM27 162V161H26ZM187 162V161H186ZM218 162V161H217ZM25 163V162H24ZM193 163V162H192ZM204 163V162H203ZM208 163V162H207ZM223 163V162H222ZM8 164V163H7ZM6 164V165H7ZM27 164V163H26ZM41 164V163H40ZM39 164V165H40ZM56 164H55V166H56ZM102 164H103V162H102ZM175 164V163H174ZM180 164V163H179ZM202 164V163H201ZM200 164V165H201ZM226 164V163H225ZM49 165V166H50ZM98 165V164H97ZM142 165V164H141ZM140 165V166H141ZM204 165H206V167L208 166L207 164H204ZM0 166H2L1 164H0ZM52 166H54V165H52ZM56 166V167H57ZM94 166L96 167V169H98L97 171H99V173H100V175L101 176H103L102 178L103 179H105V181L106 182H108L109 183V181H107V180H112L111 178H110V171L106 168H102V167H99V166H96L95 164H94ZM189 166V165H188ZM198 166V165H197ZM210 166V165H209ZM3 167V166H2ZM1 167V168H2ZM35 167V166H34ZM105 167V166H104ZM193 167V166H192ZM200 167V166H199ZM222 167H223V165H222ZM224 167H225V165H224ZM227 167V166H226ZM10 168V167H9ZM21 168V167H20ZM83 168V167H82ZM194 168V167H193ZM201 168H202V165H201ZM12 169H14V168H12ZM11 169V170H12ZM54 169H56V168H54ZM58 169V168H57ZM95 169V168H94ZM169 169V168H168ZM171 169V168H170ZM8 170V169H7ZM21 170V169H20ZM33 170V169H32ZM53 170V169H52ZM76 170V171H75ZM183 170V169H182ZM195 170V169H194ZM197 170V169H196ZM215 170V169H214ZM221 170H224V168L223 169H219V171L221 172ZM39 171V170H38ZM72 171H75L74 173L72 172ZM83 171V170H82ZM207 171H208V169H207ZM207 171H204V170H200L199 172H198V175L200 176V177H202V179H203V176H205L204 175V173L205 172H207ZM211 171H212V169H211ZM215 171H217V170H215ZM215 171H213V172H215ZM11 172V171H10ZM14 172V171H13ZM13 172H12V174H8V172L5 170V169H0V264H45V261H41L40 259H38V257L36 256V254H35V252H34V250H33V248L30 246V243H31V237H32V234L34 233L35 234V231L36 230H38V228L36 229V227H37V225L35 226V223H36V217L37 216H35L37 213H38V211H37V209L38 208H35L36 207V205L37 204H35V201H36V198H35V194L33 193V192H35V191H33L32 192V190L28 187V186H26V185H24V183H19V182H16L14 179H13ZM23 172V171H22ZM51 172V171H50ZM81 172V171H80ZM91 172V171H90ZM173 172V171H172ZM196 172V171H195ZM39 173H41V172H39ZM56 173V172H55ZM82 173V172H81ZM89 173V172H88ZM191 173V172H190ZM211 173V172H210ZM25 174V173H24ZM23 174V175H24ZM44 174H45V172H44ZM90 174V173H89ZM178 174V173H177ZM19 175H21V174H19ZM27 175V174H26ZM25 175V176H26ZM34 175V174H33ZM35 175H38V173L37 174H35ZM66 175V174H65ZM176 175V174H175ZM189 175V174H188ZM198 175L196 176V177H198ZM14 176H15V174H14ZM22 176V175H21ZM63 176H64V174H63ZM190 176V175H189ZM220 176V175H219ZM15 177H17V176H15ZM23 177V176H22ZM87 177H89V176H87ZM100 177V176H99ZM176 177V176H175ZM19 178H21V177H19ZM18 178V179H19ZM25 179H26V177H24ZM24 178H21V179H24ZM37 178V177H36ZM163 178V177H162ZM199 178V177H198ZM206 178V177H205ZM218 178V177H217ZM33 179V178H32ZM35 179V178H34ZM57 179V178H56ZM67 179V178H66ZM89 179V178H88ZM201 179V178H200ZM201 179V180H202ZM20 180V179H19ZM18 180V181H19ZM27 180H28V178H27ZM26 180V181H27ZM44 180V179H43ZM45 180H46V178H45ZM65 180V179H64ZM117 180V179H116ZM20 181H22V180H20ZM39 181V180H38ZM59 181V180H58ZM91 181V180H90ZM89 180H87V182H90ZM186 181V180H185ZM215 181V180H214ZM24 182H25V180H24ZM50 182V181H49ZM55 182V181H54ZM187 182V181H186ZM206 182H207V180H206ZM211 182V184H212V181H210ZM28 183H29V181H28ZM44 183V182H43ZM58 183V182H57ZM60 183V182H59ZM199 183H201V182H199ZM38 184V183H37ZM36 184V185H37ZM61 184V183H60ZM103 184H105L104 182H103ZM110 184V183H109ZM190 184V183H189ZM194 184V183H193ZM207 184V183H206ZM46 185V184H45ZM59 185V184H58ZM62 185V184H61ZM106 185V184H105ZM199 185V184H198ZM202 185V184H201ZM201 185L199 186L200 188H202L201 187ZM60 186V185H59ZM65 186V187H66ZM100 186V185H99ZM109 186V185H108ZM190 186V185H189ZM207 186H210V183L207 185ZM64 187V186H63ZM111 187V186H110ZM191 187V186H190ZM196 187V186H195ZM198 187V186H197ZM205 187V186H204ZM203 187V188H204ZM52 188V187H51ZM50 188V189H51ZM94 187H92L91 189H93ZM96 188V187H95ZM123 188V187H122ZM177 188V187H176ZM192 188V187H191ZM210 188V187H209ZM35 189V188H34ZM91 189H89V191L91 190ZM99 189V188H98ZM117 189V188H116ZM120 189V188H119ZM193 189V188H192ZM198 189V188H197ZM206 189H207V187H206ZM42 190H46V188L45 189H42ZM55 190V189H54ZM88 190V189H87ZM111 190V189H110ZM199 190V189H198ZM197 190V191H198ZM204 190H205V188H204ZM212 190H210V191H212ZM6 191H9L10 193H12L13 195H14V199L16 198L17 199V201H19V203L20 204H18V203H16L15 204V202L16 201H14L13 202V204L11 203V201H13L14 199H10L8 196L10 195V193L8 194V196H5L6 194H5V192ZM49 191V190H48ZM53 191V190H52ZM66 191V190H65ZM97 191V190H96ZM114 191V190H113ZM182 191V190H181ZM200 191V190H199ZM43 192H45V191H43ZM56 192V191H55ZM108 192V191H107ZM205 192V191H204ZM36 193H37V191H36ZM87 193V192H86ZM93 193H94V191H93ZM185 192H183V194H184ZM192 193V192H191ZM194 193H196V192H194ZM194 193H193V195H194ZM45 194V193H44ZM115 194V193H114ZM197 194H199L198 192H197ZM208 194V193H207ZM211 194V193H210ZM37 195V194H36ZM49 195V194H48ZM86 195V194H85ZM88 195H90V194H88ZM12 196V195H11ZM38 196V195H37ZM41 196V195H40ZM91 196V195H90ZM187 196V195H186ZM209 196V195H208ZM46 197H48V196H46ZM67 197V196H66ZM75 197V196H74ZM87 197V196H86ZM118 197V196H117ZM194 197H197V196H193V198ZM199 197V196H198ZM39 198H41V197H39ZM73 198V197H72ZM192 198V199H193ZM52 199V198H51ZM57 199V198H56ZM64 199V198H63ZM77 199V198H76ZM79 199V198H78ZM195 199H197V198H195ZM194 199V200H195ZM11 200V201H10ZM41 200H43V199H41ZM55 200V199H54ZM60 200H62V199H60ZM93 200V199H92ZM96 200V199H95ZM126 200V199H125ZM189 200V199H188ZM197 200H199V198L197 199ZM39 201V200H38ZM46 201V200H45ZM51 201V200H50ZM67 201V200H66ZM76 201V200H75ZM79 200H77V202H78ZM91 201V200H90ZM196 201V200H195ZM211 201H212V199H211ZM65 202V201H64ZM39 203H41V201L39 202ZM199 203V202H198ZM15 204V205H14ZM20 205V207L19 206H16V205ZM34 204H35V207H33L34 206ZM42 204V203H41ZM49 204V203H48ZM78 204V203H77ZM78 204V205H79ZM196 204V203H195ZM43 205V204H42ZM59 205L60 204H58V206L57 207H59ZM91 205V204H90ZM95 205V204H94ZM106 205H108V204H106ZM211 205V206H210ZM55 206V205H54ZM66 206V205H65ZM40 207V206H39ZM44 207V206H43ZM75 207V206H74ZM90 207V206H89ZM89 207H87V208H89ZM77 208V207H76ZM78 208H79V206H78ZM81 208V207H80ZM81 208V209H82ZM91 208V207H90ZM112 208V207H111ZM187 208V207H186ZM42 209V208H41ZM51 209V208H50ZM62 209V208H61ZM60 209V210H61ZM85 209V208H84ZM114 209V208H113ZM190 209H191V207H190ZM192 209V210H193ZM40 210V209H39ZM78 210V209H77ZM56 211V210H55ZM63 211V210H62ZM65 211V210H64ZM87 211V210H86ZM46 211H44V213H45ZM88 212V211H87ZM87 212H84V213H87ZM115 212V211H114ZM192 212V211H191ZM39 213H41V212H39ZM38 213V214H39ZM57 213V212H56ZM78 213H80V211L79 212H77V214ZM81 213H83V212H81ZM37 214V215H38ZM88 214V213H87ZM75 215V214H74ZM79 215V214H78ZM77 215V216H78ZM84 215V214H83ZM93 215V214H92ZM41 216H42V214H41ZM44 216H45V214H44ZM47 216V215H46ZM51 216V215H50ZM60 216V215H59ZM89 215H87V217H88ZM79 217H80V215H79ZM182 217V216H181ZM192 217V216H191ZM40 218V217H39ZM44 218H46V217H44ZM43 218V219H44ZM37 219H38V217H37ZM41 220H42V218H40ZM79 219V218H78ZM181 219V218H180ZM40 220V221H41ZM45 221H46V219H44ZM164 220V219H163ZM192 221V222H193ZM43 222V221H42ZM47 222V221H46ZM186 222H187V220H186ZM194 222V223H195ZM40 223V222H39ZM52 223V222H51ZM191 223V222H190ZM45 224V223H44ZM50 224V223H49ZM195 224V226H197ZM46 225V224H45ZM48 225V224H47ZM53 225V224H52ZM73 225V224H72ZM82 225V224H81ZM171 225V224H170ZM51 226V225H50ZM80 226V225H79ZM38 227H40L39 225H38ZM43 226H41V229H45V228H42ZM48 227V226H47ZM73 227V226H72ZM178 227V226H177ZM185 227V226H184ZM186 228V227H185ZM199 228V227H198ZM36 229V230H35ZM40 229V230H41ZM48 229V228H47ZM88 229V228H87ZM175 229V228H174ZM42 231V230H41ZM54 231V230H53ZM163 231V230H162ZM194 231V230H193ZM192 231V232H193ZM198 231V230H197ZM37 232V231H36ZM87 232H89V231H87ZM42 233V232H41ZM57 233V232H56ZM90 233V232H89ZM193 233H195V232H193ZM202 233V232H201ZM48 234V233H47ZM197 234V233H196ZM42 235V234H41ZM40 235V236H41ZM46 235V234H45ZM191 235V234H190ZM44 236V235H43ZM49 236V235H48ZM88 236V235H87ZM94 237V236H93ZM50 238V237H49ZM179 238V237H178ZM40 239V238H39ZM38 239V240H39ZM33 240H35V238H33ZM50 240V239H49ZM180 240V239H179ZM13 241H14V243H15V246H14V248L15 249H12V250H9V249H11L12 248V245H14V244H12L13 243ZM55 241V240H54ZM57 241V240H56ZM12 242V243H11ZM177 242H178V240H177ZM84 243V242H83ZM12 244V245H11ZM36 244V242L34 243V245ZM39 244H41V243H39ZM38 245V244H37ZM58 245V244H57ZM83 245V244H82ZM174 245V247H175V244H173ZM8 246V247H7ZM36 246V245H35ZM34 246V247H35ZM9 247H11V248H9ZM60 247V246H59ZM89 247V246H88ZM43 248V247H42ZM35 249H38V248H35ZM66 249V248H65ZM45 251V250H44ZM43 251V252H44ZM86 251H87V249H86ZM39 252V249L37 250V253ZM46 252V251H45ZM44 252V253H45ZM72 252V251H71ZM90 251H88L87 253H88V255L87 256H89L90 255V253H89ZM40 253V252H39ZM44 253H43V255H44ZM48 253V252H47ZM46 253V254H47ZM51 252H49V254H50ZM59 253V252H58ZM45 254V255H46ZM60 254V253H59ZM72 254V253H71ZM165 254V253H164ZM53 254H51V257L53 258L54 257V255L52 256ZM161 255V254H160ZM47 256V255H46ZM61 256V255H60ZM39 257H41L40 255H39ZM64 257V256H63ZM67 257V256H66ZM94 257H95V255H94ZM153 257V256H152ZM42 258H43V256H42ZM46 258V257H45ZM52 258L50 259V255H49V258L48 259H45L47 262H49L48 260H51V263L50 264H53L52 262H55L54 260L52 261ZM55 258V257H54ZM53 258V259H54ZM84 258L86 259L87 257H85L84 256ZM84 258H83V260L82 261H84ZM44 259V258H43ZM89 260H87V262L89 261L90 262V257L88 258ZM105 259V258H104ZM56 260V259H55ZM64 260V259H63ZM77 261V260H76ZM82 261H81V264H84V263H82ZM58 262V261H57ZM70 262V261H69ZM73 262V261H72ZM79 262H80V258H79ZM99 262V261H98ZM134 262V261H133ZM133 262H132V264H133ZM137 262V261H136ZM48 263V264H49ZM56 263V262H55ZM54 263V264H55ZM93 263V262H92ZM91 263V264H92ZM113 263V262H112ZM122 263H124V262H122ZM126 263H129V262H126ZM126 263H124V264H126ZM71 264H73V263H71ZM74 264H75V262H74ZM86 264H88V263H86ZM134 264H137V263H135L134 262Z\"/></svg>", "mask_w": 264, "mask_h": 264}]
</instances>
